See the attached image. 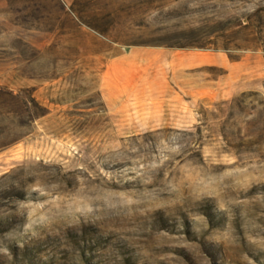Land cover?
<instances>
[{
    "label": "rangeland",
    "instance_id": "374dc122",
    "mask_svg": "<svg viewBox=\"0 0 264 264\" xmlns=\"http://www.w3.org/2000/svg\"><path fill=\"white\" fill-rule=\"evenodd\" d=\"M139 45L258 58L194 130L123 131L99 77ZM0 264H264V0H0Z\"/></svg>",
    "mask_w": 264,
    "mask_h": 264
},
{
    "label": "crops",
    "instance_id": "0c3cea01",
    "mask_svg": "<svg viewBox=\"0 0 264 264\" xmlns=\"http://www.w3.org/2000/svg\"><path fill=\"white\" fill-rule=\"evenodd\" d=\"M254 58L258 55H247L234 62L225 51L194 47L125 48L107 59L100 83L134 85L130 90L138 91L139 97L128 94L115 98L106 88L104 107L140 110L137 117H122L124 122L119 124L124 126L123 131H192L200 107L211 105L215 97L223 98L243 88V73L250 63L253 67ZM120 67L132 70V74L108 75ZM205 68L225 72H194Z\"/></svg>",
    "mask_w": 264,
    "mask_h": 264
}]
</instances>
